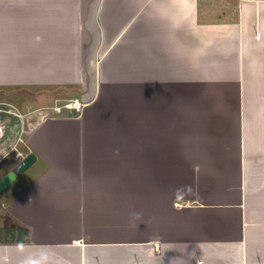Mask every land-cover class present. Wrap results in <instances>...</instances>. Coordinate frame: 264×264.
I'll return each mask as SVG.
<instances>
[{"label":"crops","instance_id":"obj_1","mask_svg":"<svg viewBox=\"0 0 264 264\" xmlns=\"http://www.w3.org/2000/svg\"><path fill=\"white\" fill-rule=\"evenodd\" d=\"M3 67L85 105L27 117L0 264H264V0H0Z\"/></svg>","mask_w":264,"mask_h":264},{"label":"rangeland","instance_id":"obj_2","mask_svg":"<svg viewBox=\"0 0 264 264\" xmlns=\"http://www.w3.org/2000/svg\"><path fill=\"white\" fill-rule=\"evenodd\" d=\"M5 68L3 67L2 69H0V76H1V79L3 77L6 76L5 74ZM4 80V79H2ZM13 87H15L14 85H11V84H7V83H2L0 85V97H4L3 95V92H5L7 94V92L9 94H12L15 96V99H16V107L18 109L21 110V113H24L23 110L25 109L24 105L25 104H32L31 106L34 107V109L30 108V113H32L33 110H38V106H53L55 103H60L62 101H64V99L66 98H70L68 96H65L64 98H61V99H55V101L53 102L50 96V90H42V89H38L39 87L38 86H35V87H38L36 88L35 90L32 89L33 87H28V86H24L22 89H20V91L18 90L17 92L15 91V89H18L17 87L14 89ZM34 87V88H35ZM21 92V93H20ZM28 92V94H27ZM38 93V94H37ZM48 93V94H46ZM3 94V95H2ZM43 94H46L48 95V100L44 99V96H42ZM8 96V95H7ZM39 101V102H37ZM37 102V103H35ZM38 111H44L47 112L46 115L50 116V113H53L50 109H44L43 107H41V109H39ZM67 110H63L62 113L60 114H63V112H65ZM68 112V111H67ZM80 113V112H79ZM79 113H76V116L79 114ZM54 114V113H53ZM57 115V113H55ZM2 119H0V126L2 125H5V121H3V117L1 116ZM47 118V117H46ZM30 121L27 119H24L22 117H18L17 116V120H16V123L13 122V124H11L9 127H10V131L13 133L12 134V137L10 140H5V138H0V158L3 157L9 150H10V155L12 157H14L13 159H15V156H16V159L14 160L15 162L19 161V159L25 155L26 152L29 151L30 149V145L27 143L26 144V139H27V133L26 131L29 132L30 130ZM8 131V129L6 130ZM7 135L9 136L10 134L7 133ZM11 162L12 163H15L13 161H7L6 163H3L1 162V169H0V172L2 171H5L7 169H10L11 168ZM41 163V161L39 162ZM41 165H38V167H40ZM28 176V175H27ZM27 176H24L21 178V181L20 179H18L16 182H14L12 185H10L3 193L0 194V201H3V202H8V200L12 199L14 197V194L17 193V190L19 189L20 187V184L21 183H25L26 180H27ZM8 227H1L0 225V240H8L7 237H8Z\"/></svg>","mask_w":264,"mask_h":264},{"label":"flooded vegetation","instance_id":"obj_3","mask_svg":"<svg viewBox=\"0 0 264 264\" xmlns=\"http://www.w3.org/2000/svg\"><path fill=\"white\" fill-rule=\"evenodd\" d=\"M3 94L2 95L4 97H0V119H2L1 118V116H2L3 121H5V123H4L5 125L0 126V138L3 137V138H5V140H10L13 133L10 131L9 126L11 124H13V122L16 123L17 116L22 117V118L27 120V117L29 116L31 111H30V107H28V104H25L24 105L25 109L23 110L24 113H21V110L18 109L15 105V103H16L15 96L12 94H9V93L6 94L5 92H3ZM7 129H8V131H6ZM7 133L10 135L8 136ZM9 153H10V150L3 157L0 158V165H1V162L6 163L8 160L15 162L14 160L16 159V156H15V159H13L14 157H12ZM31 156H32L31 153L26 152L25 155H23L19 159V161L15 162V163L11 162V168L10 169H7L5 171L0 172V180L5 175H7L9 172H13L18 163L25 162L24 165L26 167L31 162ZM27 160H29V161H27ZM0 169H1V167H0ZM12 181H10L6 185L5 188H8V186L10 185V183ZM4 189H2V190H4ZM2 190H0V193L2 192Z\"/></svg>","mask_w":264,"mask_h":264},{"label":"built area","instance_id":"obj_4","mask_svg":"<svg viewBox=\"0 0 264 264\" xmlns=\"http://www.w3.org/2000/svg\"><path fill=\"white\" fill-rule=\"evenodd\" d=\"M85 105L84 101H81L79 98L76 97H71V98H66L64 101L60 103H55L53 106L49 107H43L45 110L50 109L54 114H60L62 113L63 110H67L68 112L72 113H79L83 106ZM43 115H46L47 112L44 113V111H41Z\"/></svg>","mask_w":264,"mask_h":264},{"label":"water","instance_id":"obj_5","mask_svg":"<svg viewBox=\"0 0 264 264\" xmlns=\"http://www.w3.org/2000/svg\"><path fill=\"white\" fill-rule=\"evenodd\" d=\"M30 160V159H29ZM27 160V161H29ZM25 162L18 163L17 166L15 167L13 172H9L7 175H5L1 180H0V190L4 189L6 185L12 181L15 176L20 173L22 169L25 167Z\"/></svg>","mask_w":264,"mask_h":264}]
</instances>
